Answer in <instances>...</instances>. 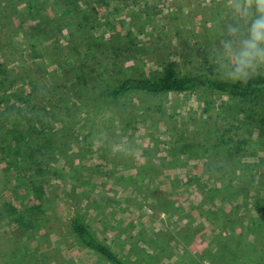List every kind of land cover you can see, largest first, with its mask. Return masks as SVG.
I'll return each mask as SVG.
<instances>
[{"label":"rangeland","instance_id":"rangeland-1","mask_svg":"<svg viewBox=\"0 0 264 264\" xmlns=\"http://www.w3.org/2000/svg\"><path fill=\"white\" fill-rule=\"evenodd\" d=\"M231 22L226 0H0V264H109L74 218L127 264H264V109L100 95L168 62L213 69Z\"/></svg>","mask_w":264,"mask_h":264},{"label":"trees","instance_id":"trees-1","mask_svg":"<svg viewBox=\"0 0 264 264\" xmlns=\"http://www.w3.org/2000/svg\"><path fill=\"white\" fill-rule=\"evenodd\" d=\"M197 88L208 89L240 98L246 105L251 115L264 109V76L256 77L247 84L225 83L218 80L213 69L205 68L187 73H180L174 62H168L160 74H129L123 77L117 84L106 87L100 94L104 101L113 99L133 91L150 94L168 92H185ZM31 112L24 111L21 114L24 122L31 120ZM18 127L16 138L22 139L26 134L24 128ZM15 127V128H16ZM33 127V125L31 126ZM15 128L13 135L15 134ZM34 130V128H31ZM18 141V140H17ZM29 141V140H28ZM30 143V142H29ZM28 143V144H29ZM71 229L79 243L87 249L102 256L109 264H127L105 242L99 240L88 228L86 223L78 218L71 221Z\"/></svg>","mask_w":264,"mask_h":264},{"label":"clouds","instance_id":"clouds-1","mask_svg":"<svg viewBox=\"0 0 264 264\" xmlns=\"http://www.w3.org/2000/svg\"><path fill=\"white\" fill-rule=\"evenodd\" d=\"M231 23L205 53L215 77L247 84L264 76V0H226Z\"/></svg>","mask_w":264,"mask_h":264}]
</instances>
